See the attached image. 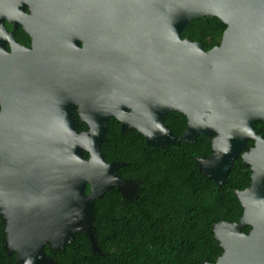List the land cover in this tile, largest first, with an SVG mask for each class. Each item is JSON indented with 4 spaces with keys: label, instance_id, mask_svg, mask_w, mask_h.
I'll return each mask as SVG.
<instances>
[{
    "label": "water",
    "instance_id": "water-1",
    "mask_svg": "<svg viewBox=\"0 0 264 264\" xmlns=\"http://www.w3.org/2000/svg\"><path fill=\"white\" fill-rule=\"evenodd\" d=\"M48 2L53 16L79 9L95 17L100 62L90 74L72 62L63 45L75 39L62 28L51 45L0 47V218L15 264H56L44 247L62 249L78 232L98 251L93 201L126 186L100 153L110 117L152 147L210 137L198 170L217 186L240 158L250 171L249 186L234 192L242 216L213 225L222 253L211 264H264V135L253 129L264 125V0ZM198 18L225 26L218 46L205 51L181 38ZM74 107L86 131L75 130ZM169 112L186 119L177 139L162 123Z\"/></svg>",
    "mask_w": 264,
    "mask_h": 264
},
{
    "label": "trees",
    "instance_id": "trees-1",
    "mask_svg": "<svg viewBox=\"0 0 264 264\" xmlns=\"http://www.w3.org/2000/svg\"><path fill=\"white\" fill-rule=\"evenodd\" d=\"M224 29L216 18H198L189 22L181 38L198 42L207 51L217 45ZM163 123L176 138L186 127L185 118L176 112L168 113ZM253 127L264 133L262 122ZM75 130L87 127L75 119ZM210 146L211 138L201 135L193 143L151 147L135 130L123 133L115 121H109L100 153L106 163L122 164L117 174L138 186L136 196L125 198L113 188L93 201L92 230L98 251L78 232L62 249L44 247L47 256L56 264L214 263L222 250L213 225L239 221L242 209L234 192L249 186L250 172L238 158L225 183L217 186L198 170V160L210 157ZM82 156L88 158L85 152ZM4 228L0 218V264H15L14 254L5 247Z\"/></svg>",
    "mask_w": 264,
    "mask_h": 264
},
{
    "label": "flooded vegetation",
    "instance_id": "flooded-vegetation-1",
    "mask_svg": "<svg viewBox=\"0 0 264 264\" xmlns=\"http://www.w3.org/2000/svg\"><path fill=\"white\" fill-rule=\"evenodd\" d=\"M49 7H51V4L48 2V0H0V47H2L6 52L10 53L11 44L13 43L26 49H31L32 45L37 43L51 45L53 44L51 41H55L57 39V35L54 36L51 34L52 31H54V29L57 30L60 28L66 29L72 31V37H74L75 43L71 44L70 46L63 45L64 50L66 49V52H71L70 54L72 55L71 57L73 59L70 60L72 62L84 64L81 66V68H85V70H87V72L90 74V69L93 68L94 71L96 68V65H92L93 67H91L90 63L95 64L100 62V49L97 41L94 39L95 32H90V30L95 29V25L93 24L95 17L91 16L90 12L79 9H71L70 11H67L64 16H53ZM69 47L72 49V51H69ZM129 112L130 110L126 109V113ZM72 116L74 125L75 119H77L80 123L87 127L86 123L80 121L77 114V107L73 108ZM111 120L115 121L121 130L120 121H118L115 117H110L107 120V123ZM128 129L132 128H129V125H127L126 130ZM254 131L258 135H264V133H258L255 129ZM252 146L253 141H247L246 148L242 152L248 151ZM121 165L122 164H118V168ZM118 177L125 182L126 186L121 191L117 188L115 189H117L119 193L125 198L130 199L135 197L138 186L128 179H123L119 175ZM248 231L246 233H248Z\"/></svg>",
    "mask_w": 264,
    "mask_h": 264
},
{
    "label": "rangeland",
    "instance_id": "rangeland-1",
    "mask_svg": "<svg viewBox=\"0 0 264 264\" xmlns=\"http://www.w3.org/2000/svg\"><path fill=\"white\" fill-rule=\"evenodd\" d=\"M189 24V23H188ZM221 36H222V34H221ZM221 36H220V38H218L217 39V45L216 46H218L219 45V43H220V41H221ZM209 39L207 38V40L206 41H208ZM200 44V43H199ZM201 46H202V44H200ZM203 47V46H202ZM215 47V46H214ZM246 167V166H245ZM248 168V167H247ZM249 169V168H248ZM250 172V171H249ZM88 192H89V186L88 185H86V188H85V195H88ZM47 247H49L50 248V246L49 245H47ZM46 253V252H45ZM47 255V254H46Z\"/></svg>",
    "mask_w": 264,
    "mask_h": 264
}]
</instances>
